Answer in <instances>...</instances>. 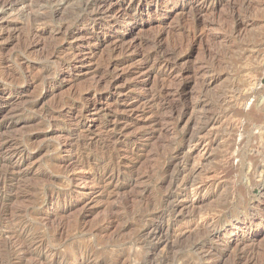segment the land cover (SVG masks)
Listing matches in <instances>:
<instances>
[{"label":"rangeland","instance_id":"rangeland-1","mask_svg":"<svg viewBox=\"0 0 264 264\" xmlns=\"http://www.w3.org/2000/svg\"><path fill=\"white\" fill-rule=\"evenodd\" d=\"M94 1L0 0V264H264V0Z\"/></svg>","mask_w":264,"mask_h":264},{"label":"bare ground","instance_id":"bare-ground-1","mask_svg":"<svg viewBox=\"0 0 264 264\" xmlns=\"http://www.w3.org/2000/svg\"><path fill=\"white\" fill-rule=\"evenodd\" d=\"M136 2H139V4L141 3L140 1H137V0H130V4L131 5H133V4H135ZM151 2V1H150ZM93 3V2H92ZM155 3V2H154ZM192 4V3H191ZM94 7L97 9V14H99V13H102L103 14V10H104V8L106 9V7L108 8L107 9V11H104L105 13H107L109 16L115 11V9H114V7H115V5H114V3L112 2V0H103V1H100V0H95L94 1ZM192 6V5H191ZM123 8V7H122ZM95 9V10H96ZM194 9V8H193ZM197 10V9H196ZM132 12V11H131ZM93 13V12H92ZM116 13V12H115ZM121 13V12H120ZM200 13V12H199ZM117 14V13H116ZM132 14V13H131ZM130 13H129V11H127L126 9H124L123 10V16H126V15H131ZM101 15V14H100ZM97 16H99V15H97ZM104 16H107L106 14H104ZM108 16V17H109ZM112 16V15H111ZM113 16H115V15H113ZM112 16V17H113ZM116 17V16H115ZM111 18V17H110ZM121 18V17H120ZM119 18V19H120ZM125 18V17H124ZM112 19V18H111ZM116 20V19H115ZM114 20V21H115ZM127 20V19H126ZM121 21V20H120ZM125 21V20H124ZM102 82H104V81H102ZM218 122H221V121H218V120H216L215 122H214V125H217V123ZM212 124H213V122H212ZM211 125V124H210ZM213 125V126H214ZM217 127V126H216ZM213 145V144H212ZM206 149V148H205ZM205 152V151H204ZM206 153V152H205ZM204 154V153H203ZM200 163V162H199ZM194 166V165H193ZM192 172H191V174H190V176L193 178V181H190V182H185V184L184 185H182L181 183V188H179L178 189V191H179V193H184V195L186 196L185 198H189V197H193L194 198V200H192L193 202H191V204H190V206L189 205H185V204H183L181 201H179V200H177L178 202V205L177 206H175L174 207V209L175 210H177V209H179L180 207L181 208H186V209H190V208H194L195 209V203H199L201 200H202V197H200V195L202 194V193H205V190L207 191L208 189H207V185L208 184H205V183H203V185H201V186H198V184H196V181H194V179H195V177H197V176H202V175H200L201 173H203V171H204V169H203V165H195L194 167H193V170H191ZM208 171V170H207ZM209 172V171H208ZM181 173V172H180ZM204 174H206L205 173V171H204ZM204 174H203V177H204ZM205 176H211L210 174L209 175H205ZM184 177V176H183ZM202 177V178H203ZM214 178V177H213ZM197 179V178H196ZM200 179V178H199ZM209 179V178H208ZM210 179H212V178H210ZM183 180V179H182ZM185 180V179H184ZM189 180V179H188ZM192 180V179H191ZM202 180V179H201ZM200 180V181H201ZM205 180H207V179H205ZM213 180V179H212ZM186 181V180H185ZM198 181V180H197ZM208 181V180H207ZM214 181V180H213ZM176 182V181H175ZM183 182V181H182ZM199 182V181H198ZM202 182V181H201ZM203 182H205V181H203ZM217 183V182H216ZM211 185V184H210ZM213 185H215V184H213ZM178 187V186H177ZM180 187V186H179ZM211 187V186H210ZM172 188V187H171ZM176 189V188H175ZM184 210V209H183ZM190 210H192V209H190ZM182 211V210H181ZM180 212V211H179ZM195 212V211H194ZM194 212H192V213H194ZM190 213V212H189ZM188 214V213H187ZM195 214V213H194ZM196 215V214H195ZM195 215H193V217L195 216ZM192 216V215H191ZM200 221H202V220H200ZM200 224V223H199ZM198 228V227H197ZM240 225H237L235 228H234V230H235V232H233L232 233V237L231 238H234L235 239V241H236V244H235V246H237L238 248H239V246L240 245H243V244H246L247 242H249V241H247V238H244L243 236L241 237V236H239L238 235V233H239V230H240ZM156 229V228H155ZM160 231V230H159ZM158 231V232H159ZM149 232V231H148ZM162 232V231H161ZM160 233V232H159ZM240 234V233H239ZM165 235V234H164ZM230 235V234H229ZM158 233L155 231V233L153 234V236L152 237H154L156 240H158L160 243L162 242V243H164L163 242V240H161V239H159L158 238ZM231 236V235H230ZM165 241V240H164ZM166 243V242H165ZM245 246V245H244ZM233 247V246H232ZM233 250V249H232ZM236 250V249H235ZM238 250V249H237ZM231 253V252H230ZM238 253V252H237ZM233 254V253H232ZM234 260V259H233ZM245 264V263H244Z\"/></svg>","mask_w":264,"mask_h":264}]
</instances>
